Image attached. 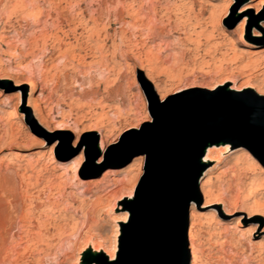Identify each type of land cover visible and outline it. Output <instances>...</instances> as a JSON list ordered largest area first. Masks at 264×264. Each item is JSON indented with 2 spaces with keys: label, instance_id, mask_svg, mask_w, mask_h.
Here are the masks:
<instances>
[{
  "label": "rangeland",
  "instance_id": "obj_1",
  "mask_svg": "<svg viewBox=\"0 0 264 264\" xmlns=\"http://www.w3.org/2000/svg\"><path fill=\"white\" fill-rule=\"evenodd\" d=\"M201 1L214 7L217 23L203 19L196 23L191 18L199 15ZM229 1L0 0V110L19 103L18 113L26 116L15 120L21 133L8 137L4 134L9 129L8 118L0 113V182L8 180L0 184V264H108L103 251L117 255L130 218L129 201L145 176V156L135 155L142 143L129 138L135 140L139 135L130 129L152 126L146 84L156 97H174L166 106L182 101L208 104L219 100L240 106L246 101L264 102L254 92H264V58H259L264 49V16L257 15L263 9L261 1L233 0L222 18L224 4ZM247 5L251 8L240 14L237 6ZM135 13L145 18L144 23L153 19V32L133 25ZM160 27H165L163 34ZM222 32L227 37L221 45L230 39L233 46L229 51L225 45L213 52ZM206 36H210V47L204 41ZM187 37L190 41L184 40ZM193 42H199L208 55L197 51ZM33 84L35 93L31 92ZM35 107L45 127L50 131L64 128L61 133L65 137L57 140L45 132L35 136L44 145L28 138L35 133L27 126L41 131L33 113ZM145 118L147 123L140 124ZM100 136L104 144H116L112 153L102 155L105 166L95 169L101 157ZM77 137L79 143L74 148ZM94 143L95 149L89 151L87 146ZM228 146L227 152L220 148L221 153H213L221 162L218 168L200 159L199 185L210 179L209 201L215 203L201 209L205 200L199 191L201 204L190 203L187 248L189 232H198L205 264H264V211L255 207L252 198L254 195L264 206V184L246 192L249 180L264 181V173H260L264 159L259 162L246 147ZM51 148L56 159L49 162L45 158ZM239 150L243 155L237 161L225 162ZM14 151L22 156L15 158ZM86 153L96 160L86 162ZM80 154L79 179L88 182L84 186H78L72 175L71 162ZM52 207L56 212L49 215ZM222 209L226 215L221 214ZM212 210L220 212L218 218L224 220L221 240L215 239L220 231L215 228L218 218H208ZM190 213L203 224L200 232L191 226ZM252 214L256 216L246 218ZM239 224L245 234L251 231L255 238L247 242L244 233L230 229ZM230 241L236 244L234 250ZM251 246L256 251L249 255ZM95 252L102 254L104 263L93 259ZM87 255L92 263H87Z\"/></svg>",
  "mask_w": 264,
  "mask_h": 264
},
{
  "label": "water",
  "instance_id": "obj_2",
  "mask_svg": "<svg viewBox=\"0 0 264 264\" xmlns=\"http://www.w3.org/2000/svg\"><path fill=\"white\" fill-rule=\"evenodd\" d=\"M144 93L148 99L154 95L151 87ZM245 103L182 101L157 109L148 103L152 126L133 131L139 134L135 140L129 138L142 143L135 155L145 156V176L129 201L130 218L108 264L189 263L188 209L191 202L201 204L197 181L205 148L230 144L246 147L259 162L264 159V102ZM87 147L94 150L95 143ZM95 160L86 153V162ZM92 262L87 255V263Z\"/></svg>",
  "mask_w": 264,
  "mask_h": 264
},
{
  "label": "bare ground",
  "instance_id": "obj_3",
  "mask_svg": "<svg viewBox=\"0 0 264 264\" xmlns=\"http://www.w3.org/2000/svg\"><path fill=\"white\" fill-rule=\"evenodd\" d=\"M36 1V0H35ZM43 1V0H42ZM55 1V0H54ZM66 1H68V0H66ZM70 1V0H69ZM91 1V0H90ZM233 0H230L227 4H224L225 5V8H224V12H223V15H222V18H225L226 17V14H227V12H228V10H230L231 9V7H232V2ZM261 2H260V6H261V8L263 7V9H262V11L259 13V14H257V12L260 10H257L256 11V13L255 14H257L259 17H262V16H264V0H260ZM30 2V1H29ZM64 2V1H63ZM157 2V1H156ZM204 1H201V2H199L198 4H199V7H200V9H199V15H197V16H193V17H191V18H193V20L196 22V23H199V21H201L202 19L203 20H207V22L209 23V24H214V23H217L218 22V19H216L215 20V11H214V7L212 6V5H209L208 4V2L206 3V2H204ZM79 3V2H78ZM120 3V2H119ZM9 4V3H8ZM17 4V3H16ZM30 4H32V2L30 3ZM90 4V3H89ZM88 3H87V5H89ZM15 5V4H14ZM56 5V4H55ZM60 5V4H59ZM124 5V4H123ZM11 6V5H10ZM211 6V7H210ZM59 7V6H58ZM53 8V7H52ZM132 8V7H131ZM208 8H209V10H208ZM251 8V6H249V5H247L246 7H244V9H245V12H247V10L248 9H250ZM86 9V8H85ZM152 9V8H151ZM153 9H155V8H153ZM211 9V10H210ZM34 10V9H33ZM116 10V9H115ZM31 11V10H30ZM48 11V10H47ZM108 11V10H107ZM36 12V11H35ZM71 12H72V10H71ZM133 12V11H132ZM131 12V13H132ZM160 12V11H159ZM130 13V14H131ZM148 13V12H147ZM240 13V12H239ZM25 14V13H24ZM133 14V13H132ZM131 14V15H132ZM142 14V13H141ZM241 14V13H240ZM86 15V14H85ZM101 15V14H100ZM106 15H108V14H106ZM155 15V14H154ZM48 16V15H47ZM98 17V16H97ZM102 16H100L99 18H101ZM133 17V21H131V22H133L134 24L133 25H136L138 28H140V30L141 31H147L148 33H150V32H153V29H154V23H153V19L152 20H149V18H148V20H147V23H144V21H145V18L144 19H142V17L141 18H139V16H138V13H135L134 14V16H132ZM146 18H147V16H145ZM188 17H190V16H188ZM96 18V17H95ZM92 19V18H91ZM150 19H151V16H150ZM168 20H170V19H168ZM187 20V19H186ZM189 20V19H188ZM56 21V20H55ZM160 21V20H159ZM108 22V21H107ZM202 22V21H201ZM121 23V22H120ZM162 23V22H161ZM94 24V23H93ZM128 24V23H127ZM190 24V23H189ZM51 25H53V24H51ZM129 25V24H128ZM198 25V24H197ZM96 26V25H95ZM104 26V25H103ZM213 27H214V25H213ZM193 28V27H192ZM106 29V28H105ZM164 29H165V27H160L159 28V32L161 33V34H163L164 33ZM183 31H185L186 32V29H185V27H182L181 28ZM105 31V30H104ZM182 31V32H183ZM95 32H97V31H95ZM106 32V31H105ZM166 32V31H165ZM94 33V32H93ZM100 33V32H99ZM139 34V33H138ZM105 35V34H104ZM115 35V34H114ZM159 35V34H158ZM133 36V35H132ZM191 36V35H190ZM199 36H204V34H202V33H200L199 34ZM254 36H259V35H254ZM150 37V36H149ZM161 37H162V35H161ZM165 37H166V35H165ZM205 37V36H204ZM207 37V36H206ZM227 37V35H226V33L225 32H222V34H220V42L219 43H216V44H211V46L213 45V47H212V50H213V52H217V51H219V48L220 47H223V46H225V45H227V49H228V51H229V48L231 47V46H233L232 45V41L230 40V39H228L227 41H226V44L225 45H221V40H224V38H226ZM109 38V37H108ZM129 38V37H128ZM161 39H163V38H161ZM206 40H204V41H206L205 43H207L206 45L208 46L209 45V42L208 41H210V36L209 37H207V38H205ZM98 40H99V38H98ZM107 40V38L106 37H103V39L101 40L102 42H105ZM126 40V39H125ZM151 40V39H150ZM185 41H190V39H189V37H187L186 39H184ZM121 41V40H120ZM141 41V40H140ZM140 41H139V43H140ZM96 42V41H95ZM112 42V41H111ZM130 42V41H129ZM101 43V42H100ZM126 43V42H125ZM96 44V43H95ZM193 44L196 46V50L197 51H201V52H204L206 55H208L207 53H208V51L207 50H204V49H202V45H200V43L199 42H197V43H194L193 42ZM113 45V44H112ZM122 46V45H121ZM183 46V45H182ZM249 46H251V47H253L252 46V44L251 45H249ZM209 47H210V45H209ZM105 48V44H102V47H101V50H103ZM227 49H225V50H227ZM100 50V51H101ZM116 50H118V49H116ZM188 50V49H187ZM195 50V49H194ZM195 50V51H196ZM131 51V50H130ZM102 52V51H101ZM105 52V51H104ZM98 53H100V52H98ZM261 53H263V56H260L259 58H264V49H263V51L261 52ZM129 54V53H128ZM225 54V53H224ZM224 54H222L221 55V57L222 58H225V56L226 55H224ZM226 54H228V52H226ZM233 57L235 56V54L233 53V55H232ZM124 58V57H123ZM227 58V57H226ZM226 58L224 59V60H226ZM252 64H254V63H252ZM144 70V69H143ZM143 72V71H142ZM149 80V79H148ZM150 81V80H149ZM152 85V84H151ZM222 86V88H224L225 86L224 85H221ZM227 88V87H226ZM237 88V87H236ZM153 89L155 90L156 89V87L155 86H153ZM255 89V88H254ZM253 89V90H254ZM227 90H229V91H233V92H235V93H238L239 91H236V90H234L233 88H227ZM31 92H33V93H35L36 92V86L33 84L32 86H31ZM216 92H220V90H217ZM254 92H255V94H256V96L257 97H259V98H261V99H264V92H261V91H259V90H254ZM245 93H248V92H243L242 94H245ZM168 95H161L160 97H167ZM18 106H19V103H17L16 105H14V107L13 108H10V109H7V110H0V113H5L6 114V116H7V118H8V125H9V129L8 130H6L5 131V136H8V137H14V136H16L17 134H20L21 133V130H19L18 128H20V126H18V122L17 121H15V120H23V119H26V116L23 114L24 112H21L22 114H20V113H18V111H17V108H18ZM37 107V106H36ZM34 108L33 109V113H34V115H35V120H36V117H37V120L39 121V123H38V125L41 127V131L40 130H36V129H34V128H32V126H27V129L29 130V131H31V132H34L35 134H34V136L33 135H29L28 136V138H34L37 142H39V144L40 145H44V143L42 142V140L40 141V140H37V138H35V136L36 137H40L42 134H44V132H45V134L47 133V134H51V135H49V136H47V137H49V138H56L57 140H59V139H62L63 137H65V134H63V133H61V132H63V129L64 128H62V130H58V128L57 129H54L53 131H50V130H48L46 127H45V123H44V121H43V119L41 118V116H40V110L38 109V108ZM28 120V119H27ZM147 118H145V120L144 121H142L140 124H145V123H147ZM20 122V121H19ZM6 125V124H5ZM12 126H16V129H13L12 130ZM58 126V125H57ZM21 129V128H20ZM1 130V129H0ZM15 130V131H14ZM42 130H43V132H42ZM131 130V132H133V131H137L138 130V128H132V129H130ZM3 136V135H2ZM1 136V137H2ZM24 136H27V135H24ZM103 138H102V136H100V147L102 148V150H101V157L99 158V160L96 162V165H97V168H95V169H101L103 166H105V161H104V159H103V156L102 155H109L110 153H112L113 152V150L115 149L114 148V146H115V144H116V142H113L112 141V143L110 142L109 144H104V142H103V140H102ZM78 143H79V139H78V137L76 138V140L73 142V145H72V147H77V145H78ZM100 147H97V148H99L100 149ZM220 148H223L226 152L228 151V150H230V148H229V146H228V144H224V143H218V144H215V145H212V146H207L206 148H205V150H204V153H203V157H202V159H201V161H202V163L203 164H208V163H215V165H213V169L214 168H218V165H220L221 164V162L219 161V159L217 158H215V157H213V153L215 152V154L217 153V152H222L221 151V149ZM24 149V148H23ZM13 156L15 157V158H18V157H21L22 156V154L19 152V151H14L13 153ZM243 154H242V151L241 150H239L238 151V153H234V154H232V155H230V156H228V158L226 159V161L225 162H231V161H237L238 159H239V157H241ZM47 161H53V160H55L56 159V151H54V149L53 148H51V149H49L48 150V153H47V156H46V158H45ZM16 160V159H15ZM17 161V160H16ZM27 164V163H26ZM59 164V163H58ZM71 164H72V175H73V178H74V180L75 181H77V184H78V186H84V185H86V183H88V182H86V181H82V180H80L79 179V176H80V172H79V168H81L82 167V155L80 154L78 157H76V158H74L73 159V161L71 162ZM9 165V164H8ZM60 166H64V164H60ZM24 168V167H23ZM62 169H63V167H61ZM23 170V169H22ZM66 171V170H65ZM260 173L262 174V173H264V169H260ZM209 174H210V170L209 171H207V173H205V176H209ZM1 181V180H0ZM5 182L6 181H8V180H4ZM3 180H2V182L3 183H5ZM199 181H200V179L197 181V189H198V191L200 192V194H201V196H202V198L205 200V202H204V205L201 207V209H206V208H210V207H212V206H214V203L215 202H213V203H210V201H209V196H210V193H209V191L207 190V186L210 184V179H208V180H205V181H203L200 185H199ZM258 181H259V179H251V180H249L248 181V183H247V186H246V192H250L252 189H255L256 190V188L255 187H257L258 185V187H261V186H264V185H261L260 186V184H264V181L262 182L261 181V183H258ZM2 182H0V184L2 183ZM260 182V181H259ZM5 185H7V183L5 184ZM0 187H3V185H1ZM8 187V186H7ZM6 188V187H5ZM9 190V189H8ZM88 190V189H87ZM101 190V189H100ZM253 194H255V192L253 193ZM258 195V194H257ZM99 197V196H98ZM253 200H254V204H255V207L256 208H261V210L263 209V211H264V206H262V205H260V204H258L257 203V201L256 200H258V199H256V197H254V195H253ZM130 198H127L126 200H129ZM98 202V201H97ZM259 202V201H258ZM262 204H264V203H262ZM191 208H193V205H192V207ZM57 210H58V208H57ZM213 211V210H212ZM257 211V213H260L261 211L259 210H256ZM56 212V209H54L53 207H52V209H49L48 211H47V213L50 215H52V214H54ZM59 212V211H58ZM210 212V211H209ZM223 213V215L225 214L226 215V211L224 210V209H222L221 210V214ZM228 213V212H227ZM256 213V214H257ZM262 213V212H261ZM213 216V217H216V218H218V216H220V212H219V214H218V212L216 213V212H214L213 211V213H209V215H208V218H210L211 216ZM253 216H256L255 214H252V215H249V216H247L246 218L247 219H249V218H251V217H253ZM49 217V216H48ZM47 217V218H48ZM50 218V217H49ZM48 218V219H49ZM125 218H126V216H124V220H125ZM190 218L193 220V223L191 224V226H193V227H196V229H197V231H199L201 228H202V223H201V221L200 220H198L197 218H196V216H194L193 215V213H190ZM224 225V220H222L221 218H218L217 219V221H216V223H215V228L216 229H218V230H220V231H217V233H215L216 234V236H215V239L216 240H221L222 238H223V234H225V232L224 231H222L221 230V228H222V226ZM240 226V227H239ZM230 229L231 230H234L235 231V233H237V234H243L244 233V231L241 229V225L239 224L238 225V227L237 226H234V225H231V227H230ZM41 230V228L39 229L38 228V231H40ZM200 232V231H199ZM35 233V232H34ZM38 233V232H37ZM40 233V232H39ZM38 233V234H39ZM194 233V232H193ZM193 233H191V232H189V235H188V243H189V247L187 248L188 249V255H189V258H190V264H205L204 263V260H203V249H202V242H201V239H200V234L198 233H196L195 232V234H193ZM214 233V232H213ZM38 234H36V235H38ZM245 234V233H244ZM32 236V235H31ZM39 236V235H38ZM240 236V235H239ZM40 237H42V236H40ZM32 238H35V236L34 237H32ZM202 238V237H201ZM240 238V237H239ZM255 238V235L251 232V231H247L246 232V234H245V239H246V241L248 240V241H250L251 239H254ZM28 239H30V238H28ZM36 239V238H35ZM34 239V240H35ZM243 240V239H242ZM245 241V240H244ZM247 241V242H248ZM214 242V241H213ZM218 242V241H217ZM222 243V242H221ZM204 244V243H203ZM223 244V243H222ZM221 244V247L223 246ZM229 244L231 245V247L230 248H233V250H234V246L236 245H232V242L230 241L229 242ZM251 244V243H250ZM217 245V244H216ZM239 249V248H238ZM254 249H255V247H253V246H251V248L249 249V255H252L253 254V251H254ZM220 250H222V249H220ZM96 251H98V250H96ZM109 251V250H108ZM236 251H238V250H236ZM240 251V250H239ZM243 251V250H242ZM255 251H256V249H255ZM262 251V250H261ZM104 253H103V256H105V258H107L108 259V262H113L114 261V258H115V254L113 253V254H109L108 252H105V251H103ZM221 252V251H220ZM258 252H260V251H258ZM255 253H257V252H255ZM243 254V253H242ZM93 259L95 260V259H100V261H99V263H104L105 261H104V259H102V254H101V256H100V253H94V255H93ZM250 260H252V259H250ZM253 261V260H252Z\"/></svg>",
  "mask_w": 264,
  "mask_h": 264
},
{
  "label": "snow or ice",
  "instance_id": "obj_4",
  "mask_svg": "<svg viewBox=\"0 0 264 264\" xmlns=\"http://www.w3.org/2000/svg\"><path fill=\"white\" fill-rule=\"evenodd\" d=\"M238 7V10L241 14L245 13V9L242 7ZM237 19H240V17H237ZM246 19V17H245ZM146 87V92L148 91V89L150 88V85L145 86ZM174 99V97H156L155 95H151L149 93V99H148V103L150 105V107H156V108H163L166 105L170 104L172 102V100ZM152 117H149V120H151Z\"/></svg>",
  "mask_w": 264,
  "mask_h": 264
}]
</instances>
